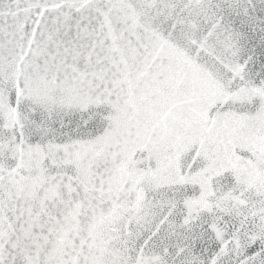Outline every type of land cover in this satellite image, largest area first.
<instances>
[{"label":"snow or ice","instance_id":"6c2138e0","mask_svg":"<svg viewBox=\"0 0 264 264\" xmlns=\"http://www.w3.org/2000/svg\"><path fill=\"white\" fill-rule=\"evenodd\" d=\"M0 264H264V0H0Z\"/></svg>","mask_w":264,"mask_h":264}]
</instances>
